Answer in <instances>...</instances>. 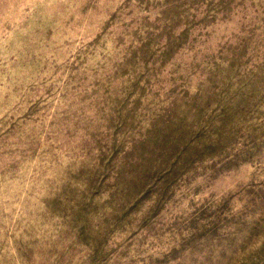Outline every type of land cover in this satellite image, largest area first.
<instances>
[{"label":"rangeland","instance_id":"obj_1","mask_svg":"<svg viewBox=\"0 0 264 264\" xmlns=\"http://www.w3.org/2000/svg\"><path fill=\"white\" fill-rule=\"evenodd\" d=\"M0 264H264V0H0Z\"/></svg>","mask_w":264,"mask_h":264}]
</instances>
